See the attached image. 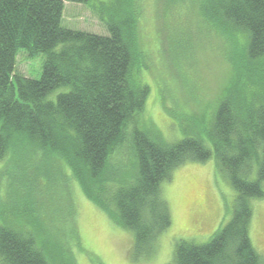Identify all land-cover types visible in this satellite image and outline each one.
Instances as JSON below:
<instances>
[{
  "label": "trees",
  "instance_id": "1",
  "mask_svg": "<svg viewBox=\"0 0 264 264\" xmlns=\"http://www.w3.org/2000/svg\"><path fill=\"white\" fill-rule=\"evenodd\" d=\"M64 1L89 7L107 35L63 28ZM140 1L0 0L1 171L22 168L38 190L31 155L56 160L88 202L133 235V255L149 259L172 225L161 184L213 158L235 195L230 217L206 243L175 242L173 262L264 264L250 240L251 201L264 198V0H175L197 7L204 34L236 33L244 45L224 55L231 74L205 130L164 143L146 128L150 88L133 72ZM21 52L44 56L39 79L15 72ZM27 146L31 154L18 156ZM38 238L0 221V264H51Z\"/></svg>",
  "mask_w": 264,
  "mask_h": 264
},
{
  "label": "rangeland",
  "instance_id": "2",
  "mask_svg": "<svg viewBox=\"0 0 264 264\" xmlns=\"http://www.w3.org/2000/svg\"><path fill=\"white\" fill-rule=\"evenodd\" d=\"M182 2L138 3L141 58L133 72L137 81L150 88L143 113L146 128L163 143L180 140L194 127L201 128V133L205 130L231 74L224 55L244 45L236 33L204 34L202 20L195 14L197 7L188 11L187 2ZM104 7L111 13L116 11L112 6ZM61 25L107 35L98 16L80 4L64 1ZM43 59V55L29 58L18 53L15 72L39 79ZM64 90L55 91L48 99L54 100ZM30 147L23 150L28 155ZM41 153L30 157L31 167L40 176L38 190L34 189L35 181L33 188L21 176L22 168L1 171L0 167V221L15 231L36 234L51 264H174L175 242L206 243L231 214L235 195L227 181L215 175L214 159L188 162L173 171L170 182L161 184L171 209L170 229L159 237L153 257L137 258L132 251L133 235L88 202L60 163ZM251 208L250 240L264 257V198L252 200Z\"/></svg>",
  "mask_w": 264,
  "mask_h": 264
},
{
  "label": "bare ground",
  "instance_id": "3",
  "mask_svg": "<svg viewBox=\"0 0 264 264\" xmlns=\"http://www.w3.org/2000/svg\"><path fill=\"white\" fill-rule=\"evenodd\" d=\"M18 154H19L18 156H21V157H23L24 155H27L24 151H20V152H18ZM28 184L33 186V182H31V181H28Z\"/></svg>",
  "mask_w": 264,
  "mask_h": 264
}]
</instances>
